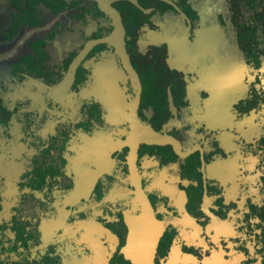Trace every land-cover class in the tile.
Masks as SVG:
<instances>
[{"label":"flooded vegetation","instance_id":"obj_1","mask_svg":"<svg viewBox=\"0 0 264 264\" xmlns=\"http://www.w3.org/2000/svg\"><path fill=\"white\" fill-rule=\"evenodd\" d=\"M224 1L0 0V264H264V90L223 50L262 66L264 0Z\"/></svg>","mask_w":264,"mask_h":264},{"label":"rangeland","instance_id":"obj_2","mask_svg":"<svg viewBox=\"0 0 264 264\" xmlns=\"http://www.w3.org/2000/svg\"><path fill=\"white\" fill-rule=\"evenodd\" d=\"M224 2H225L224 3V11H226L227 10L226 0ZM208 10H209V8H208ZM226 22H228V20ZM217 27H218V25L216 24L215 17L214 16H209L208 17V25H207V28H210L209 31L215 32V34H216V29H218ZM226 28H225V31L223 32L224 37H225V39H224V48H223L224 57H225L226 53L232 54L231 59L236 64L235 66L237 68H239L240 72H239V75H238V79H239L240 84H241L240 93L243 94L244 91L246 90V88H248L247 84L245 82V79L247 77H252L253 78V76L256 75V74H258V76L261 77V81H260V83L256 84V87L257 88H262L264 90V88H263L264 87V63H262V66L258 70H256L252 66L247 65L243 54L240 56V51H239V49H238V47H237V45H236V43L234 41L233 32L229 29V27H226ZM221 50H222V48H219L218 52H220ZM216 51L217 50H215V49L214 50H210L209 53H212V54H209V58L210 57L213 58V56L216 55ZM230 79L231 80L235 79L233 71L230 72Z\"/></svg>","mask_w":264,"mask_h":264},{"label":"water","instance_id":"obj_3","mask_svg":"<svg viewBox=\"0 0 264 264\" xmlns=\"http://www.w3.org/2000/svg\"><path fill=\"white\" fill-rule=\"evenodd\" d=\"M242 55V53L240 52V56ZM243 57V56H242Z\"/></svg>","mask_w":264,"mask_h":264}]
</instances>
